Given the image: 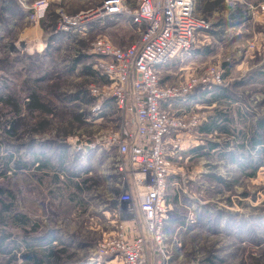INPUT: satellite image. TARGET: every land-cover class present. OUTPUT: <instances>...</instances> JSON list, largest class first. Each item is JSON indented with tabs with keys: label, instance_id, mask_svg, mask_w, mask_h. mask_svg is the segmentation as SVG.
<instances>
[{
	"label": "rangeland",
	"instance_id": "obj_1",
	"mask_svg": "<svg viewBox=\"0 0 264 264\" xmlns=\"http://www.w3.org/2000/svg\"><path fill=\"white\" fill-rule=\"evenodd\" d=\"M7 1L0 0L1 9ZM10 1L11 13L0 21V264H35L24 257L32 249L46 250L43 264H95V248L115 229L113 210L127 185L115 171V150L85 148V139L115 130L123 118L109 100L93 111L91 89L104 81L93 69L91 47L101 37L131 45L138 28L118 14L82 32L60 31V13L105 0H49L42 33L27 38L25 29L39 25L28 18L36 0ZM123 1L127 10L137 6ZM193 1L209 24L197 43L204 52L183 53L161 71V81H176L195 65V72L220 66L225 82L199 98L209 105L212 95L222 96L212 107L191 108L204 116L225 111L230 132L194 131L191 149L210 140L220 150L181 153L182 171L167 186L165 264H264V136L252 150L248 142L240 146V132L248 141L264 120V53L249 48L264 38V0ZM34 93L43 110L29 108ZM76 136L74 145L65 141Z\"/></svg>",
	"mask_w": 264,
	"mask_h": 264
},
{
	"label": "built area",
	"instance_id": "obj_2",
	"mask_svg": "<svg viewBox=\"0 0 264 264\" xmlns=\"http://www.w3.org/2000/svg\"><path fill=\"white\" fill-rule=\"evenodd\" d=\"M48 8L49 0H36L30 7L29 20H45ZM118 14L131 19L139 38L125 47L105 37L92 43V66L105 82L92 88L91 95L98 101L93 111L109 100L123 118L115 130L95 133L90 141L85 139V148L115 150L119 155L115 171L127 189L117 198L113 210L116 227L102 236L92 263L165 264L168 180L181 173L178 163L187 145L185 139L206 117L190 108L177 113L171 106L175 101L189 102L199 90L221 87L224 69L208 65L176 82L161 81L163 68L193 50L200 34L209 27L195 14L193 0H137L133 10H127L123 0H105L74 15L60 13L57 29L82 32L98 19ZM249 48H260L264 53V38L250 42ZM77 137L65 141L74 145Z\"/></svg>",
	"mask_w": 264,
	"mask_h": 264
},
{
	"label": "trees",
	"instance_id": "obj_3",
	"mask_svg": "<svg viewBox=\"0 0 264 264\" xmlns=\"http://www.w3.org/2000/svg\"><path fill=\"white\" fill-rule=\"evenodd\" d=\"M100 78L102 79V81L105 82V79L103 77L100 76ZM215 88H217V87H215ZM218 88H220V87H218ZM219 90L221 91V94H224V92H225L224 89L221 88ZM221 96L222 95H212L213 98L211 100H207V102L211 103V102L217 100L218 98H220ZM30 99H31L30 106H29L30 109H32V110H43L45 108L35 93L31 95ZM228 122H230V119H228V114L225 113V111H217L215 114L209 115L208 117H205V120L201 123V125L197 128V130L200 133H204V134H213V133H217V132L226 134V133L230 132L229 126L227 125V124H229ZM262 130H264V120H259L256 124L254 132L252 133L255 135H253L248 141H246V135L244 133L240 132V134H241L240 141H242V143H240L241 148H244V147H247L250 145L249 150H252L256 146L261 145L263 143L262 139L264 136V134H261L263 132ZM246 142H248L249 145H245ZM206 143H207L206 146L200 145V146H196V147L192 148L189 153L198 152L201 149H207L209 151H213V150L219 151L220 150L219 149L220 145L218 143H216L214 141H210V140H207ZM260 166H261L260 164L255 163L253 168L256 169ZM45 252H46V250H40L39 252H37V251L32 249V251L30 253H28L30 255L25 254L24 257H26L28 259H32V260L35 259V262H36L35 264H43L44 263L43 257L46 256Z\"/></svg>",
	"mask_w": 264,
	"mask_h": 264
},
{
	"label": "crops",
	"instance_id": "obj_4",
	"mask_svg": "<svg viewBox=\"0 0 264 264\" xmlns=\"http://www.w3.org/2000/svg\"><path fill=\"white\" fill-rule=\"evenodd\" d=\"M13 1H10V0H8L7 2H5V5H3L2 7V9L0 8V21H1V18L2 17H8L7 16V12H9L10 11V13H11V5H10V3H12ZM9 5V6H8ZM6 6H8V7H6ZM21 10H23V12H24V14L23 15H27L28 13H27V11H25L24 9H22L21 8ZM3 12H4V14H3ZM10 18V17H9ZM47 18V17H46ZM26 19V18H25ZM46 20V19H45ZM45 20H43V21H45ZM6 21L7 20H5L4 21V26L5 25H10V24H7L6 23ZM43 21H41V22H39V23H41V25L43 26ZM38 23V24H39ZM37 24V23H36ZM3 26V27H4ZM35 28L34 29H32V31H30V30H26L25 29V32H24V34L23 35H25L27 38L28 37H34V36H32V35H30V33H34V34H38V31L40 32V33H42V29H41V26H40V24L39 25H36V26H34ZM4 30H6V29H4ZM3 30H0V35H3L4 33L2 32ZM1 32L3 33V34H1ZM1 37V36H0ZM6 43V42H5ZM37 46H38V44H37ZM197 46L198 45H195V47H194V49L193 50H191L190 52H187L188 53V55L192 52V53H195V57L196 56H199L200 57V55H202L203 54V52H204V49H202V48H198L197 49ZM198 47H200V46H198ZM184 55V54H183ZM187 55V54H186ZM180 56H182V55H180ZM180 56H178L177 58H179ZM177 58H175V59H173L169 64H167L164 68H166L167 66L168 67H170L172 64V62H174ZM195 65V63H193L192 64V66H194ZM163 68V69H164ZM195 69H197V66L195 65L194 67H190L189 69H187V71H186V73L184 74V75H187L188 73H190V72H195ZM5 76H8V74H5ZM183 77V75L181 74V76L178 78V79H176V81H178L179 79H181ZM176 81H173V82H176ZM163 83H172V82H169V81H163ZM205 90H199V91H197L196 92V94H195V97L196 96H198L197 98H196V101L194 100V98H192L191 97V99H189V102H188V99L186 100V101H175L174 103H173V105L172 106H176L175 107V109H171V110H174V111H176L177 113H180V112H186V111H188L189 110V108L190 109H192L191 107L193 106V105H196V106H199V107H203V108H207V106H209V107H212V105H213V103H215V101H213V103L212 104H209V105H207L206 104V102L204 101V99L202 98V99H200L199 97H200V95H202L203 93H206V92H204ZM208 92V91H207ZM209 93V92H208ZM194 101H195V103H194ZM190 102H192L191 104H190ZM109 103H112L111 101H109ZM113 104V103H112ZM171 106V107H172ZM178 106H180V107H178ZM163 108H167V106L166 105H163ZM173 108V107H172ZM181 108V109H180ZM178 111H180V112H178ZM207 114H209V112L207 113ZM209 115H207L206 117H208ZM197 131V130H196ZM195 131V132H196ZM194 132L191 134V135H189L186 139H185V144H187L186 145V148H185V150L184 151H186V153L188 154L189 152H190V150H189V148L191 149V147L194 145V144H192V142H191V140L194 138ZM188 157H189V155H188Z\"/></svg>",
	"mask_w": 264,
	"mask_h": 264
}]
</instances>
